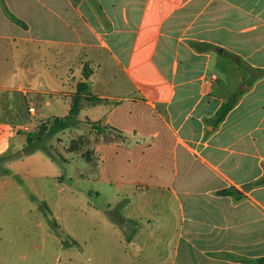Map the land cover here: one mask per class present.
<instances>
[{
	"label": "crops",
	"instance_id": "obj_1",
	"mask_svg": "<svg viewBox=\"0 0 264 264\" xmlns=\"http://www.w3.org/2000/svg\"><path fill=\"white\" fill-rule=\"evenodd\" d=\"M79 84L105 103L69 133L102 130L65 154L113 188L107 210L78 198L102 223L94 251L65 242L79 264H264V0H0V155L28 129L16 105L61 119ZM62 165L35 152L1 179L47 203Z\"/></svg>",
	"mask_w": 264,
	"mask_h": 264
},
{
	"label": "rangeland",
	"instance_id": "obj_2",
	"mask_svg": "<svg viewBox=\"0 0 264 264\" xmlns=\"http://www.w3.org/2000/svg\"><path fill=\"white\" fill-rule=\"evenodd\" d=\"M6 59L8 65L9 57ZM14 109L21 111L19 118L22 124L28 125V129L21 130L22 133L35 132L40 123L46 122H39L41 119L38 116L28 117L24 103L16 105ZM36 110L37 115L46 112L41 105H37ZM51 113L61 115L62 111L54 107ZM84 114L82 111L78 118L84 120ZM84 127L85 131L79 137L68 130L55 135L48 143L60 162L63 155L68 159V164L62 165L60 171L65 173V169L72 180L65 179L62 186L50 182L46 191L49 196L47 203L36 197L40 194L42 196L45 191L40 193L35 188L34 180L25 182V185L15 177L11 178L12 180L1 179L6 175L0 172V264H79L82 252L76 245H65V242L69 244L72 240L78 243L79 236L88 237L91 241L90 251H94V240L99 235L98 229L102 227V223L80 211L78 198L85 190H98L101 196H87V204L93 209L107 210L113 188L95 181L96 165L86 163L80 156L65 154L71 143L76 145L79 142L83 149L89 147L92 132H89L90 126L84 124ZM10 144L9 151L0 156H16L22 149L24 140H21L20 135H16L10 140ZM14 160L16 159L2 164V167L9 171L6 165ZM80 176L83 178L78 181ZM44 205L49 211L54 210L52 214H47ZM114 209L119 210L120 207ZM108 251L107 247L105 252Z\"/></svg>",
	"mask_w": 264,
	"mask_h": 264
},
{
	"label": "trees",
	"instance_id": "obj_3",
	"mask_svg": "<svg viewBox=\"0 0 264 264\" xmlns=\"http://www.w3.org/2000/svg\"><path fill=\"white\" fill-rule=\"evenodd\" d=\"M10 19L13 21L18 22L14 17L10 15ZM83 75L85 78H87L86 71L83 72ZM88 91V87L85 84H79L77 86L76 93L74 97L71 100V106L70 110L67 116L64 118H52L49 120H46V122H42L38 125L35 132L30 133H19L20 135L24 136L25 144L23 145L22 149L18 152V154L14 157H9L8 155L0 156V172L4 175L10 174V172L7 169H4L2 167V164L7 163L11 159H19L25 156H29L35 152H42L45 154L53 163L62 165L65 160H60L56 157V155L50 150V147L48 145L49 141L57 134L62 133L64 131H68L71 129H77L80 128L82 123H80L77 120V116L79 114L80 106L83 101L91 104V105H97L101 103H105V101L97 98V97H88L85 96ZM231 107L230 104H226L222 106L221 111L219 112L220 118H223L226 114L227 110ZM88 126H90L91 130H93L96 133L101 132L102 129H100L97 125L93 123L86 122L84 123ZM78 143L75 145V143H71L70 148L68 150H71L73 148H76ZM87 156V154H86ZM63 158V157H62ZM17 178V177H15ZM17 180H19L17 178ZM45 211L47 214L50 215L49 210L44 205ZM54 223V221H53Z\"/></svg>",
	"mask_w": 264,
	"mask_h": 264
},
{
	"label": "built area",
	"instance_id": "obj_4",
	"mask_svg": "<svg viewBox=\"0 0 264 264\" xmlns=\"http://www.w3.org/2000/svg\"><path fill=\"white\" fill-rule=\"evenodd\" d=\"M28 112H29V114H33V113H34L33 108H29V109H28Z\"/></svg>",
	"mask_w": 264,
	"mask_h": 264
}]
</instances>
